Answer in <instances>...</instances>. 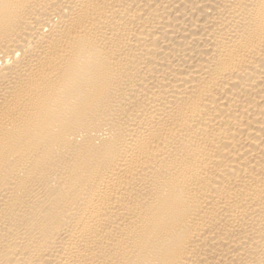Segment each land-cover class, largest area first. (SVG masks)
<instances>
[{"label":"bare ground","instance_id":"obj_1","mask_svg":"<svg viewBox=\"0 0 264 264\" xmlns=\"http://www.w3.org/2000/svg\"><path fill=\"white\" fill-rule=\"evenodd\" d=\"M0 264H264V0H0Z\"/></svg>","mask_w":264,"mask_h":264}]
</instances>
